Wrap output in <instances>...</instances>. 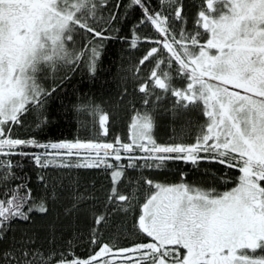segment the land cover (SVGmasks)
Instances as JSON below:
<instances>
[{
	"label": "snow or ice",
	"instance_id": "6c2138e0",
	"mask_svg": "<svg viewBox=\"0 0 264 264\" xmlns=\"http://www.w3.org/2000/svg\"><path fill=\"white\" fill-rule=\"evenodd\" d=\"M129 3L140 8V25L157 34L142 36L137 31L130 37L132 47L139 42L153 45L138 61L140 66L152 64L138 86L143 103L147 105L153 95L160 99L156 89L170 92L177 108L202 105L206 123L193 143H157L148 112H135L127 142L119 136L112 142L20 138L14 129L23 125L22 117L41 109L50 95L35 79L39 66L54 69L58 63L84 59L94 73L102 44L70 51L66 42L77 28L100 41L109 37L106 29L88 24L96 14V0H0V241L12 221H27L34 210L48 211L43 201H34L26 180L12 183L19 179L13 172L19 165H13L11 157L30 155L28 148L43 150L31 153L42 168L110 170L107 203L117 211L127 212L134 202L135 193L124 194L117 187L128 168L211 160L238 168V186L213 194L187 183L145 179L151 190L134 228L151 242L128 247L103 242L99 229L109 225L105 213L94 220L90 243L97 250L88 258L76 257L71 245L64 251L29 248V240L0 253V264H264V0H202L192 33L174 27L177 21L184 22L180 0H158L157 8L149 0ZM115 18V12L108 17ZM178 78L186 81L183 87L174 84ZM78 111L95 119L103 136L110 135L109 122L115 117L94 105ZM125 159L127 164L121 165ZM82 199L77 196L76 202Z\"/></svg>",
	"mask_w": 264,
	"mask_h": 264
},
{
	"label": "trees",
	"instance_id": "16d2710c",
	"mask_svg": "<svg viewBox=\"0 0 264 264\" xmlns=\"http://www.w3.org/2000/svg\"><path fill=\"white\" fill-rule=\"evenodd\" d=\"M96 2V14L88 18V24L97 30L106 29L109 38L100 41L77 28L72 34V40L66 42L70 51L102 44V54L95 72H90L84 59L76 64L61 62L54 69L45 64L40 65L35 79L50 95L41 109L30 110L22 117L23 125L14 129L16 134L20 138L35 137L41 142L94 138L112 142L113 136H119L127 142L125 138L130 135V121L135 112H148L153 121L151 134L157 143H193L200 127L207 121L202 105H190L188 109L177 108L176 98L170 92L164 93L160 89H156L160 99L157 100L153 95L145 105L144 94L138 91L139 83L146 79L152 67L149 62L140 66L138 61L153 45L139 42L136 47H132L130 37L137 31L142 36L157 35L150 26L140 25V8L131 6L129 0ZM180 2L183 5L184 22L181 24L177 21L174 27L177 30L183 28L188 33L195 32L201 0ZM149 3L153 8L158 7V0H149ZM117 4L118 9L115 7ZM114 12L115 20L109 21L108 17ZM204 36L206 34L202 33L201 41ZM137 68L139 72L135 71ZM173 82L178 87L186 84L183 78ZM93 105L110 114V117H115L114 121L109 122L110 135L103 136L98 122L78 111L81 106ZM41 121L44 123L41 124ZM25 151L30 155L11 157L13 165H19L13 167L19 179L12 183L26 180L34 201L37 204L43 201L48 211L40 213L34 210L29 214V220L12 221L9 231L0 241V253L13 246L21 247V241L31 240L32 243L26 245L29 248H39L44 252L64 251L71 245V252L76 257L88 258L97 250L90 243L95 228L94 220L105 213L109 215V225L99 229L103 242L118 247H128L137 241L149 242L151 238L145 239L144 234L134 228L144 198L151 190L144 183L145 179L167 185L187 183L213 194H222L238 186L241 175L238 168H230L211 160H202L195 165L184 161H167L161 168H128L117 187L124 194L135 193V197L132 207L123 212L107 203L112 187L110 170L55 166L42 168L35 164L31 153L43 150L28 148ZM119 163L127 164V160ZM77 196L84 199L77 203ZM116 224L120 227H116Z\"/></svg>",
	"mask_w": 264,
	"mask_h": 264
},
{
	"label": "rangeland",
	"instance_id": "374dc122",
	"mask_svg": "<svg viewBox=\"0 0 264 264\" xmlns=\"http://www.w3.org/2000/svg\"><path fill=\"white\" fill-rule=\"evenodd\" d=\"M213 51H215V50H213ZM38 71H39V69H38ZM67 141V140H66ZM81 141H84V140H81ZM68 142H73V141H68ZM100 142H106V141H100ZM65 160H67V158H64ZM77 159V157H72V160H76ZM56 162L57 163H59L60 162V160H59V158H57V160H56ZM236 187V186H235ZM235 187H233V188H235ZM232 188V189H233ZM232 189H230V190H227V191H231ZM226 192V191H225ZM149 242H151V241H149ZM119 259V257H117V260Z\"/></svg>",
	"mask_w": 264,
	"mask_h": 264
},
{
	"label": "flooded vegetation",
	"instance_id": "af4514ba",
	"mask_svg": "<svg viewBox=\"0 0 264 264\" xmlns=\"http://www.w3.org/2000/svg\"><path fill=\"white\" fill-rule=\"evenodd\" d=\"M202 6V0H201V5H200V7ZM202 31V30H201ZM201 42H203V41H201Z\"/></svg>",
	"mask_w": 264,
	"mask_h": 264
},
{
	"label": "bare ground",
	"instance_id": "6f19581e",
	"mask_svg": "<svg viewBox=\"0 0 264 264\" xmlns=\"http://www.w3.org/2000/svg\"><path fill=\"white\" fill-rule=\"evenodd\" d=\"M65 140H63V141H60V142H64ZM107 142V141H106Z\"/></svg>",
	"mask_w": 264,
	"mask_h": 264
}]
</instances>
